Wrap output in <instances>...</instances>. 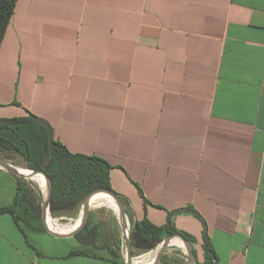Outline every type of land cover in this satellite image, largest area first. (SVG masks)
<instances>
[{"label": "crops", "instance_id": "0c3cea01", "mask_svg": "<svg viewBox=\"0 0 264 264\" xmlns=\"http://www.w3.org/2000/svg\"><path fill=\"white\" fill-rule=\"evenodd\" d=\"M30 114L109 164L133 223L193 237L199 264L206 238L216 264H264V0H16L0 121ZM21 178L0 168V209ZM81 249L0 217V264H114Z\"/></svg>", "mask_w": 264, "mask_h": 264}, {"label": "trees", "instance_id": "16d2710c", "mask_svg": "<svg viewBox=\"0 0 264 264\" xmlns=\"http://www.w3.org/2000/svg\"><path fill=\"white\" fill-rule=\"evenodd\" d=\"M15 4L16 0H0V46L13 17ZM0 143L17 152L26 161L29 170L42 171L49 178L52 186L49 212L54 218L76 216L86 197L94 190L113 191L110 166L104 159L70 152L54 138L50 125L34 115L0 121ZM3 214H9L22 232H47L38 208L32 203L31 190L21 180L18 181L17 194L12 205L0 209V217ZM176 233L182 235L190 244L195 242L193 237L177 231L169 223L164 227H156L146 220L135 222L130 231L131 246H145L147 250H152L161 243L163 237ZM76 238L82 249L72 252L71 255L91 253L98 257L93 254L95 250L105 249L114 264H124L120 244L115 242L113 245L97 247L98 233L89 224L76 234ZM204 251L205 262L202 264H216V257L207 238ZM193 253L195 255V251ZM165 261L162 258V262Z\"/></svg>", "mask_w": 264, "mask_h": 264}, {"label": "rangeland", "instance_id": "374dc122", "mask_svg": "<svg viewBox=\"0 0 264 264\" xmlns=\"http://www.w3.org/2000/svg\"><path fill=\"white\" fill-rule=\"evenodd\" d=\"M0 161L9 163L18 169L29 170L27 168L26 161L17 152L6 148L1 143H0ZM21 180L31 190L32 203L38 208L40 216H41V220L43 222L42 207H43V204L46 198V188L45 189L41 188L39 183L32 181L30 178L29 179L21 178ZM100 201H106V200H93L90 202V205L98 203ZM109 205H110L109 203H103L102 205L98 207L90 206L86 224H89V227H94L96 229L98 233L97 244L99 246L103 245L105 241L118 242L120 244V254L122 257V262L126 264L127 251H125L126 244L124 242L126 240V235L124 234L122 227H121L119 211H115L113 207ZM82 215H83L82 206L80 207L78 214L74 217L68 215V216L61 217V218H54L50 215V212L48 213V217L50 218L52 223L55 226L57 225L56 228H59V229H68V227L70 228L74 226L76 222L82 218ZM126 216H127V226H126L127 236H128V241H130V244H131L130 231H131L133 222L129 219L127 214ZM166 237L167 236L163 237L162 241ZM173 242L174 241L170 242L166 251L162 255V258H165L169 264H190L188 257H187V251H186L185 246L183 245V247H179L175 245ZM160 246H161V243L158 244V246L152 250H147L145 246H142L140 248L131 246L132 264L137 263V262H141L144 264V263H148L151 260L155 259L157 256L156 254L157 249ZM160 262H162V259Z\"/></svg>", "mask_w": 264, "mask_h": 264}, {"label": "water", "instance_id": "95a60500", "mask_svg": "<svg viewBox=\"0 0 264 264\" xmlns=\"http://www.w3.org/2000/svg\"><path fill=\"white\" fill-rule=\"evenodd\" d=\"M0 168L6 170L7 172H9L12 175L18 176V177H25L23 176L20 172L19 169L12 166L9 163L0 161ZM31 175L27 176L28 178H33L37 175H42L45 178V184H46V198L42 207V219L43 222L45 224V228L47 230V232L55 237H68V236H74L76 235L79 231H81L83 229V227L86 224L87 218H88V212H89V207H90V201L92 199V197H94L95 195L98 194H103L106 195L110 198H112L114 200V202L116 203V206L118 207V211H119V216H120V221H121V227L122 230L124 232V234L126 235V240H125V244H126V250H127V261L126 264H132V256H131V244L130 241H128V236H127V216H126V211H125V207L124 204L122 202V200L120 199V197L111 190H107V189H97L92 191L84 200L82 208H83V215L82 218L80 219V224L77 227V229H75L73 232L71 233H66V234H60V233H56L51 231L48 226H47V217H48V213H49V202H50V197H51V192H52V186H51V182L49 180V178L42 172V171H33L30 170ZM25 177V178H27ZM175 240H179L183 243V245L186 248L187 251V257L188 260L190 262V264H199L196 260V257L193 253L192 250V246L191 244L180 234H172L167 236L162 242H161V248L159 250V253L157 254L156 258L154 259L153 264H159L161 259H162V255L164 254V252L166 251L168 245L170 244L171 241H175ZM214 257V256H213Z\"/></svg>", "mask_w": 264, "mask_h": 264}, {"label": "bare ground", "instance_id": "6f19581e", "mask_svg": "<svg viewBox=\"0 0 264 264\" xmlns=\"http://www.w3.org/2000/svg\"><path fill=\"white\" fill-rule=\"evenodd\" d=\"M19 172H20L23 176H25V177L31 175V172H30L29 170L19 169ZM27 178H28V177H27ZM30 179H31L32 181H35V182L39 183V185H40L41 188H43V189L46 188L45 179H44V177H43L42 175H37V176H35V177H33V178H30ZM31 180H30V181H31ZM93 200H106V201H100V202H98V203L91 204V205H90L91 207H98V206L102 205L103 203H109V204L111 205V207H113V209H114L115 211H118V207L116 206V203L114 202V200H113L112 198H110V197H108V196H105V195H95L94 197H92L91 201H93ZM91 201H90V202H91ZM110 205H109V206H110ZM98 209H99V208H98ZM100 209H101V208H100ZM114 210H113V211H114ZM46 222H47V226H48V228H49L51 231L56 232V233H60V234L71 233V232H73L75 229H77V227H78L79 224H80V220H78V221L76 222V224H75L72 228L62 230V229L56 228L57 225L55 226V225L52 223V221L50 220L49 217H47ZM68 228H69V227H68ZM124 242H125V241H124ZM173 243H174L175 245L179 246V247H183V243H182L181 241H179V240H175ZM160 248H161V246L157 249L156 254L159 253ZM140 263H141V262H137V263H134V264H140ZM151 264H153V262H152Z\"/></svg>", "mask_w": 264, "mask_h": 264}, {"label": "built area", "instance_id": "2783aa9c", "mask_svg": "<svg viewBox=\"0 0 264 264\" xmlns=\"http://www.w3.org/2000/svg\"><path fill=\"white\" fill-rule=\"evenodd\" d=\"M125 251H127L126 249H125ZM154 262V261H153Z\"/></svg>", "mask_w": 264, "mask_h": 264}]
</instances>
